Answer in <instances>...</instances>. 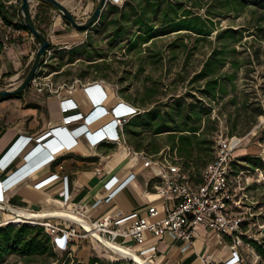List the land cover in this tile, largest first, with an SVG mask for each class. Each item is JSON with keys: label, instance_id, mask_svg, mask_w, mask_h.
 <instances>
[{"label": "crops", "instance_id": "0c3cea01", "mask_svg": "<svg viewBox=\"0 0 264 264\" xmlns=\"http://www.w3.org/2000/svg\"><path fill=\"white\" fill-rule=\"evenodd\" d=\"M40 4L47 6L48 9H44L43 12L37 9L33 19L38 29L49 39L51 46L46 54L44 65L38 71L36 82L32 83L22 94L0 101V160L8 155L19 138L30 137L37 141L47 136L41 143L35 142L26 150V152L31 151L38 144L44 147L38 151L35 149L30 154L31 158L27 160L26 166L25 161L19 159L7 172L0 170V186L15 169L25 166L24 168L28 170L40 160L52 155L53 151L45 147L44 143L56 145L58 142L66 144L72 141L67 134L74 133V130L81 128L83 122H67L66 118L80 112L89 114L93 107L90 98L85 93V87L101 86L107 95V99L102 104L107 109L113 108L119 102H125L117 94L111 82L92 76L81 80L78 73L71 72L73 70L71 68L78 61L75 63L68 61L67 53L70 49L85 42L87 33L92 28L86 32H77L54 8L42 2ZM12 16L11 21L15 22L16 15ZM38 48V43L31 33L25 31L9 49L2 50L0 79L7 81L11 88L17 87L29 72ZM61 63L64 66L57 68ZM44 79L54 83L58 89L56 94L38 91V85L43 83ZM76 81H81V83ZM68 99L77 103L76 110L70 112L63 110L61 103ZM136 117L137 115L132 116L129 121ZM110 121L111 117L107 116L91 124L88 130L96 131ZM123 131L132 151L129 152L125 145L112 143H103L95 148L90 146L84 137L76 136L77 146L71 149H60L54 163L45 165L28 175L6 192H2L0 187V204L21 210L22 213L35 215L46 212L60 214L84 210L87 211L85 215L92 223L117 212L124 215L136 211L143 213L152 205H159L162 209V200L153 193V185L157 182L154 169L145 168L143 160L134 155V152L145 153L142 150L137 151L133 143L138 142V138L146 132L138 129L139 135L136 136L133 127L129 126H125ZM158 136L161 135H153L154 138ZM151 155H156V153ZM55 174L58 175L57 178L42 188H36L38 183L46 181ZM112 177H117L120 184L128 178H131V181L109 203L102 201L94 207L99 199L104 200L109 194L104 185ZM64 191H67L69 196L66 203L62 197ZM12 216L8 211L0 208V226ZM52 221L55 222V220ZM148 243L156 246L155 251L146 254V256L155 255L152 262L147 260L149 264H204L205 257H210L215 264H224L232 257L230 238L219 236L204 228L200 230L193 247L186 253H181L180 242L170 237L155 240L148 235ZM79 248L78 245H73L69 254L79 262L87 264L90 253L84 252L86 249L80 250ZM240 253L245 258L243 248L240 249ZM12 257L15 256L8 257L5 264Z\"/></svg>", "mask_w": 264, "mask_h": 264}, {"label": "rangeland", "instance_id": "374dc122", "mask_svg": "<svg viewBox=\"0 0 264 264\" xmlns=\"http://www.w3.org/2000/svg\"><path fill=\"white\" fill-rule=\"evenodd\" d=\"M58 1L62 2L71 11L78 22H84L92 14L98 0ZM129 1L135 0H128L125 5H129ZM181 1L189 6L191 3H202L205 5L213 0ZM110 2L108 5L113 2L121 9L124 0H110ZM0 3H3L5 10L10 9L8 14L5 10L3 12L7 17L11 16L12 18V14H15L18 10L20 11L22 0H0ZM40 3V0H34L31 5L37 7L39 12L48 9L47 6ZM219 3L221 4V0L218 1V5H220ZM214 9L216 12L219 11L218 7ZM125 11L129 12L130 8L126 7ZM198 13L203 16L206 15L205 10H200ZM222 13L226 14H223V17L214 19L217 31L209 38H199L183 31L158 36L149 43L140 44L139 50L138 48H133L131 51L124 49L128 44L125 42L121 46L122 50H119V48L110 49L111 52L107 57V62L111 65V85L114 86L117 94L125 102L140 107L141 113H145L147 109L152 108L166 113L174 108H180L184 113L187 112L189 107H195V109L200 111L209 110L210 115L209 117H203L200 124L201 130L197 137L213 142V149H215L214 143L216 144V140L226 138L228 134L245 137L242 146L235 153V159L232 163L233 177L231 178V183L236 186L238 182H241L243 188V190H240L239 196L242 199V211L245 217L243 226L245 245L242 247L245 257L244 264H264V258L259 255L250 242L255 241L264 248V170H246L248 168H243L247 165L243 162V157L245 156L260 157L264 161V115L258 117L257 124L249 129L251 123L250 114L249 112L248 114L243 113L239 119L238 127L235 129L232 127V123L236 117V106L231 103L232 98L236 96L238 97L239 105H242L247 95L246 99L250 111L260 107L264 109V56L261 58L260 64L250 58L253 49L261 47L264 50V41H261L255 35V30L253 29L254 20L249 10L240 16L233 12ZM227 28H244L241 29L244 30L243 40L236 45V49L240 52L245 48L247 52L242 57L247 56V59H250L252 63L244 65L236 71L234 83L223 81L226 84L227 93L214 102L199 91L203 89L205 81L193 84L191 81L194 75L200 72L212 51L220 46L216 39L218 30ZM74 30L81 33V31ZM137 30L139 28H134L131 33H136ZM93 36L100 42V49H109L108 43L111 39H106L102 33L96 35L93 32ZM232 47L234 48V44ZM230 55L234 56V54ZM155 60L157 63L155 65L151 64ZM228 62L223 69V73H231L233 71ZM71 69H73L72 73L77 74L85 70V66L78 61ZM10 88L7 81L0 82V90ZM145 132V135L138 138L142 151L147 154H153L156 147V152L164 151L163 154L168 152L165 151L168 147V134H162L154 138L153 133L147 130ZM24 156L25 152L21 154L19 159L24 160ZM11 168L4 169L2 172H7ZM191 171H195L198 175L200 169L196 167ZM8 179H10V176ZM196 179H199V177ZM246 244H249V247ZM73 245H78L80 250L86 249L84 252L90 253L89 260L96 257L104 261H112L111 259L117 257L109 249L106 248L109 251H105L106 249L90 238L72 242L69 247L71 248ZM69 250H55L56 258L44 257L23 260L15 256L9 258L6 264H75L79 262L76 258L70 256ZM125 261L130 264H136L130 260Z\"/></svg>", "mask_w": 264, "mask_h": 264}, {"label": "built area", "instance_id": "2783aa9c", "mask_svg": "<svg viewBox=\"0 0 264 264\" xmlns=\"http://www.w3.org/2000/svg\"><path fill=\"white\" fill-rule=\"evenodd\" d=\"M31 11L32 14L36 13L37 7L31 5ZM18 24H22L19 10L15 22L12 23L7 22L5 16L0 12V45L2 50L9 49L26 31L19 27ZM44 80L43 83L38 85V91L56 94L58 89L54 83L48 79ZM35 82L36 80L33 83ZM76 82L81 83V81ZM85 93L98 104L96 108L93 109L92 107V111L89 114L81 112L73 114L66 118V121H82L83 126L88 116L92 120H101L110 116L111 121L107 127L103 128L104 125L96 131L88 130L82 137L85 138L86 136L89 145L95 148H98L103 143H112L125 145L128 147L129 152L132 151L128 146L123 129L132 116L142 112L141 109L124 101L119 102L111 109H107L102 104L107 99V95L102 87L98 85L85 87ZM61 104L65 112L74 111L78 107L77 103L72 99L65 100ZM80 118L82 119L80 120ZM74 132H81V128L74 130ZM46 136L41 137L38 141L41 143ZM67 137H70L72 141L66 144H60L59 142L56 145L44 143L45 147H49L53 151V154L40 160L34 166L37 167L43 163L52 164L58 156V153L54 154L57 150L71 149L77 146L78 138L73 133L67 134ZM244 138L228 136L217 139L213 157L202 170L200 182L192 179L189 171L183 169L176 154L171 155L168 152L163 154L164 151L157 155L134 152L137 158L139 157L143 160L145 168H153L156 173L157 182L153 185V193L162 200V209L159 205H152L143 213L136 211L124 215L121 212H117L113 215H107L94 223L90 222L85 215L87 211L70 212L83 218L92 231L101 237L102 242L93 237L91 233H88L78 222L65 217L38 219L31 222L25 218L19 221V219L13 218L18 216L13 215L11 219L1 226L7 224L40 226L50 235L54 250L57 251H66L72 242L90 238L102 247L105 246V243L111 242L121 249L132 250L136 255L150 262H152L151 260L155 255L146 256V254L155 251L156 246L148 243V235L155 240L170 237L180 242L181 253H186L193 247L200 230L204 228L215 232L219 236L230 238L232 257L224 264L244 263L240 249L245 245V233L243 232L245 217L242 211V199L239 196L240 190H243V188L241 182H238L236 186L231 183V178L233 177L232 163L235 159V153L243 144ZM29 139L30 137L19 138L14 143L15 147L12 151L0 160V170L6 168L11 158L27 144ZM41 149H44V147L39 145L37 151ZM53 159L54 161H52ZM31 168L13 178L4 180L0 186L2 192L8 191L23 180L30 173ZM57 177V174L53 175L46 181L38 183L36 188H42ZM130 181L131 178H128L124 183L120 184L117 177L109 179L104 185L109 194L104 200L99 199L94 207L98 206L102 201L109 203ZM62 197L66 203L69 199L68 192L64 191ZM0 205L1 207H6L5 205ZM6 208L18 211L14 208ZM52 220H55V222ZM246 245L249 247V244ZM114 255L117 257L111 259L113 261L127 260L121 257L119 253ZM203 261L204 264H215L210 257H205Z\"/></svg>", "mask_w": 264, "mask_h": 264}, {"label": "trees", "instance_id": "16d2710c", "mask_svg": "<svg viewBox=\"0 0 264 264\" xmlns=\"http://www.w3.org/2000/svg\"><path fill=\"white\" fill-rule=\"evenodd\" d=\"M127 1L124 0L121 9L118 5H108L102 12L99 22L88 31L85 42L70 49L69 53H67L68 61H72V63L79 61L85 66V70L78 73L79 79L86 80L92 76L112 82L110 77L111 65L107 62V57L111 52L110 49L119 48V50H122L121 46L125 42L128 44L124 49L131 51L133 48H138L139 50L140 44L149 43L158 36H165L171 33L185 31L199 38H209L217 31L214 19L223 17V14H226L222 12H233L240 16L249 10L254 20L253 29L255 30V35L261 41H264V0H221L220 5H218L219 0H213L205 5L202 3H191L189 6L185 5L181 0H135L129 1V5H125ZM41 2L52 7L47 2ZM124 6L129 7L130 11H125L126 7ZM217 7L218 12L214 9ZM4 10L3 3H0V12L5 16L7 22L12 23L11 16L7 17L3 12ZM200 10H205L206 17L198 13ZM5 11L8 14L10 9ZM17 13L18 11L14 15H17ZM18 26L28 31L23 24H18ZM134 28H139V30L136 33H131ZM241 29L227 28L218 30L216 39L220 46L212 51L200 72L192 78V84L205 81L203 89L199 91L214 102L227 93V87L223 81L234 83L236 71L244 65L252 63L250 59H247V56L242 57L247 52L245 48L240 52L236 49V45L243 40L244 30ZM93 32L96 35L102 33L106 39H111L108 43L109 49L102 50L99 48L100 42L95 39ZM233 44L234 48L232 47ZM1 52L2 47L0 45V55ZM230 54H234V56ZM263 56L264 50L261 47H257L253 49L250 58L260 64ZM60 60L63 61V59ZM227 62L233 70L231 73H223ZM156 63V60L151 62L153 65ZM63 66L64 64L61 63L58 64L57 68ZM1 81L2 79H0ZM246 97L247 95L242 105H239L238 97L236 96L231 100V103L236 106V117L232 123V127L235 129L238 127L239 119L243 113L248 114L249 112L250 114L251 123L249 129L257 124L258 117L264 115L263 107L250 111ZM138 108L140 109V107ZM209 115V110L200 111L195 109V107H189L186 113L180 108H174L167 113L152 108L147 109L145 113L138 114L134 120L129 121L125 126L133 127L135 130L134 135L136 136L139 135L138 129L141 132L147 130L153 135L168 134V147L165 151H168L171 155L176 154L183 169L189 171L192 179L200 182L201 172L211 161L214 154L213 142L197 137L201 130L200 124L203 117H209ZM228 136L236 135L228 134ZM133 144L137 151L142 150L140 143L135 142ZM156 151L157 148L155 147L156 155L160 153ZM243 162L247 164L246 167H243L248 168L246 170H264V161L260 157L245 156L243 157ZM196 167L200 169L198 175L195 171H191ZM197 177L199 179H196ZM250 242L259 255L264 258L263 246L255 241ZM11 256L30 260L44 257L56 258L57 254L52 245L50 235L42 227L28 224H7L0 226V264H4L7 258ZM75 264L85 263L76 262ZM87 264L130 263L125 260L104 261L94 257Z\"/></svg>", "mask_w": 264, "mask_h": 264}, {"label": "water", "instance_id": "95a60500", "mask_svg": "<svg viewBox=\"0 0 264 264\" xmlns=\"http://www.w3.org/2000/svg\"><path fill=\"white\" fill-rule=\"evenodd\" d=\"M33 1L34 0H22L21 6H20V15L22 17V24L31 33L33 38L36 40L39 48H38L37 53L34 57V60H33V63L31 65L29 72L27 73L25 78L21 81V83L17 87L0 90V101L4 100L6 98H9V97H14V96L20 95L32 85V83L34 82V80L37 77L38 71L42 68V66L45 63L46 54L49 51L50 46H51L49 39L38 29V27L36 26V24L34 22L33 14L31 11V3ZM40 1L47 2L61 16H63V18L71 25V27H73L74 29H76L78 31H83V32L90 30L99 22V19L101 17L102 12L106 9L108 4L110 3V0H98L97 5H96L95 9L93 10L92 14L90 15V17L84 22H78L77 19L75 18V16L71 13V11H69L65 7V5L62 2H60L58 0H40ZM0 207H1V205H0ZM1 209H3L4 211H8L11 215H14V216H22L23 218L27 219L28 221L31 220L29 216H33L32 214H29V213L26 216L23 213H19L18 211L9 210L8 208L3 207V206L1 207ZM54 214H56V213L55 212H49V213L46 212V213L42 214L43 217H39V218H33L32 217V218L36 219V220H38V219H55V218H59V217H65V218L73 219L70 216L75 215V214L70 213V212L60 213L61 215H54ZM76 216H78V215H76ZM78 217H79L78 220H75V219H73V220L78 222L88 233H91L93 237L97 238L100 242H102L101 237L92 231L89 224L80 216H78Z\"/></svg>", "mask_w": 264, "mask_h": 264}, {"label": "clouds", "instance_id": "9594fccd", "mask_svg": "<svg viewBox=\"0 0 264 264\" xmlns=\"http://www.w3.org/2000/svg\"><path fill=\"white\" fill-rule=\"evenodd\" d=\"M90 102H91V104H92V106H93V109H95L96 108V106L98 105L97 103H95L92 99H90ZM82 118H80V120H81ZM99 119H96V120H92L91 118H90V116H88L87 117V119L85 120V122H84V125L81 127V132H74L73 133V135H75V136H83L85 133H87L88 132V127L91 125V124H93V123H95V122H97ZM111 124V123H110ZM109 124H107V125H105L103 128H105V127H107ZM85 138L87 139V137L85 136ZM88 140V139H87ZM34 142H38V140L37 141H34V139H32V138H30L29 139V141L27 142V144L21 149V150H19L12 158H11V160H10V162L8 163V165L6 166V168H5V170L6 169H9V168H11L14 164H15V162L20 158V156H21V154L23 153V152H26V150L29 148V146H31ZM46 144H47V142H46ZM33 146V145H32ZM14 147H15V145H14ZM13 147V148H14ZM39 147V144L36 146V147H34L31 151H27L26 153H25V156H24V161H25V166L27 165V160L29 159V156H30V154H32V152L35 150V149H37ZM12 148V149H13ZM12 149L9 151V153L12 151ZM61 150H57L54 154H57V153H59ZM52 161H54V159L52 160ZM45 165H47L46 163L44 164H41L40 166H34V167H32L31 169H30V173L28 174V175H31L32 173H34V172H36L37 170H39V169H41L42 167H44ZM25 166H23V167H21V168H18L16 171H14L13 173H12V175L10 176V178H13V177H15V176H17V175H19L20 173H22L23 171H25L26 169L24 168ZM24 168V169H23ZM28 170H29V168H28ZM27 175V176H28ZM26 176V177H27ZM25 177V178H26Z\"/></svg>", "mask_w": 264, "mask_h": 264}, {"label": "bare ground", "instance_id": "6f19581e", "mask_svg": "<svg viewBox=\"0 0 264 264\" xmlns=\"http://www.w3.org/2000/svg\"><path fill=\"white\" fill-rule=\"evenodd\" d=\"M20 211L21 210H18L19 213H22ZM23 214L27 216L28 213H23ZM32 215L33 216H29L30 219H31L30 220L31 222L36 220V219H33V218L43 217L42 214H39V215L32 214ZM54 215H61V214L56 213ZM70 217H72L75 220L79 219V217L76 216V215H71ZM14 218L19 219V221H21L20 219H22L23 217L22 216H18V217H14ZM104 245L105 246H103V248L105 247V248L109 249L112 252V254H118L119 253L121 255V257H123V258H125L127 260H131L132 262H134L136 264H149V262L147 260H145L142 257L136 255L132 250L121 249L116 244L111 243V242H107ZM107 252H108V250H107Z\"/></svg>", "mask_w": 264, "mask_h": 264}]
</instances>
